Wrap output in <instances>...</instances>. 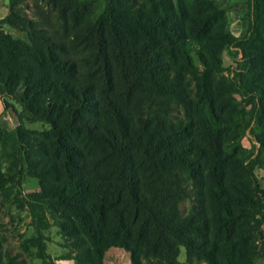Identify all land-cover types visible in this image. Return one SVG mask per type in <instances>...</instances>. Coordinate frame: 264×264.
<instances>
[{
  "label": "trees",
  "instance_id": "16d2710c",
  "mask_svg": "<svg viewBox=\"0 0 264 264\" xmlns=\"http://www.w3.org/2000/svg\"><path fill=\"white\" fill-rule=\"evenodd\" d=\"M100 1L96 14L87 0H7L0 20V97L23 87L50 128L53 157L34 145L23 155L17 133L0 129L47 201L26 204L39 257L47 264L41 231L55 226L77 264H103L115 248L130 264H246L238 227L254 202L240 189L264 169V0L239 38L220 28L214 0ZM229 49L247 72L226 81ZM236 91L252 107L244 128L260 131L246 158L227 144Z\"/></svg>",
  "mask_w": 264,
  "mask_h": 264
},
{
  "label": "rangeland",
  "instance_id": "374dc122",
  "mask_svg": "<svg viewBox=\"0 0 264 264\" xmlns=\"http://www.w3.org/2000/svg\"><path fill=\"white\" fill-rule=\"evenodd\" d=\"M87 1L91 10L96 14L102 11L103 3L100 0ZM214 1L226 15V24H221L220 28L233 37L244 36L249 25L253 22L252 0ZM3 30L14 37L25 38L23 34L8 26H4ZM221 61L222 76L226 81L233 80L234 75L241 70L247 72L246 63L239 51L224 50L221 54ZM233 99L235 106L230 112V117L237 121V126L232 127L228 132L227 144H234L239 154L246 158L261 150L255 137L256 134H260V131L256 129L254 122H251L248 129L244 128L252 107L242 96V91L234 92ZM38 104L39 99L25 95L23 87L18 88L14 97H0V129L17 133L19 151L23 155L30 152L26 150L28 147L34 145L35 147H46L48 155L53 157L49 126L33 120ZM242 112L247 115L244 121H242ZM251 128L254 133L251 132ZM17 164L16 148L0 145V173L6 178V181L0 186V260L4 264H43L36 245V223L26 204L35 202L46 207L47 201L39 196L40 180L28 173L27 163L24 161L22 168ZM253 176L254 187L248 191L242 187L240 189V192H246L252 199L254 210L251 211V215L246 217L243 215L244 217L240 219L238 228L243 231L245 239L241 241L237 250L246 258V264H264V213L261 205H258L259 198L264 200V169L254 168ZM257 188L261 194H257ZM190 206V203H185L182 205V209L188 210ZM47 217L51 222V216L47 215ZM41 235L45 245V255L49 258L46 260L47 264H77L74 260L65 259L67 256H71L69 254L74 253L75 250L68 246L66 237L60 232V229L50 226L41 231ZM179 261L182 263L186 261L183 249ZM103 264H130V255L121 249H110L105 254ZM199 264L206 263L200 262Z\"/></svg>",
  "mask_w": 264,
  "mask_h": 264
},
{
  "label": "crops",
  "instance_id": "0c3cea01",
  "mask_svg": "<svg viewBox=\"0 0 264 264\" xmlns=\"http://www.w3.org/2000/svg\"><path fill=\"white\" fill-rule=\"evenodd\" d=\"M9 13L7 0H0V20Z\"/></svg>",
  "mask_w": 264,
  "mask_h": 264
}]
</instances>
